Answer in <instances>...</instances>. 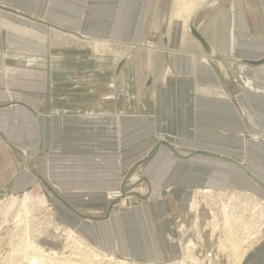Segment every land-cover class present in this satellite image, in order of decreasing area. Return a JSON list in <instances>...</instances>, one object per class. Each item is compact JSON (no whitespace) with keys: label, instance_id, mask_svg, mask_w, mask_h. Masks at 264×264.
Segmentation results:
<instances>
[{"label":"crops","instance_id":"crops-1","mask_svg":"<svg viewBox=\"0 0 264 264\" xmlns=\"http://www.w3.org/2000/svg\"><path fill=\"white\" fill-rule=\"evenodd\" d=\"M202 6L194 26L210 55L189 29L181 41L180 22L168 27L169 0H0V194L46 192L82 236L99 248L104 236V252L157 263L179 256L173 218L185 214L193 188H245L264 198V140L253 138L264 134V114L253 104V97L264 103V88L249 79L264 82L255 69L264 56H236L244 43L264 46L251 35H264V0ZM149 38L153 50L144 45ZM100 41L108 49L96 50ZM230 57L239 59V77ZM242 82L253 92L238 90ZM126 122L149 130L128 143L144 145L131 154L119 132ZM110 129L121 151L111 164ZM171 145L189 150L172 154ZM112 164L117 176L140 165L150 200L94 215ZM239 264H264V245Z\"/></svg>","mask_w":264,"mask_h":264},{"label":"rangeland","instance_id":"rangeland-1","mask_svg":"<svg viewBox=\"0 0 264 264\" xmlns=\"http://www.w3.org/2000/svg\"><path fill=\"white\" fill-rule=\"evenodd\" d=\"M169 6L171 9L172 0H169ZM251 35L253 36V38L264 40V35L261 33H252ZM75 38L78 41L86 40L84 37L79 36V35L75 36ZM149 42H152V44H150ZM241 43L243 44V42H241ZM144 45L148 49L153 50L157 44L155 43V41L152 38H149L144 42ZM244 45L248 46L250 44L244 43ZM247 46L238 48L236 56L248 57V58H252V59H260L264 56V46L261 47V46L257 45L255 47H250V48ZM130 50H132V49H130ZM128 52H130V51H128ZM230 59H232L235 62L233 64V69L236 72V75H238V77H239L240 76V73H239L240 69L238 67L239 66L238 65L239 59L237 58L238 60H235L233 57H230ZM255 69H256L258 74L264 75V64L261 66L255 67ZM249 79H250L251 83L258 85L261 88H264V82L259 81V79H256V77L249 78ZM237 89L242 90V91L253 92V90H252L253 88L250 87L248 84H246V82H242V83H240V85L238 84ZM261 90H263L261 92L264 94V89H261ZM261 100L262 99H257V97H253V104L256 107V109L260 110L264 114V107H263L264 103ZM111 101H113V100H111ZM112 107H113V104H111L110 101H106V104H104L105 109H110ZM125 125L126 126L121 128L119 130V132L121 131V134L124 136L126 151L129 152V150H130L131 152H129V154H131L133 152L132 148H134L136 146L138 149L141 150L144 147V145L140 146L139 143L137 145H131V144L128 145V143H131L133 139L140 140V139L148 138L149 130L147 128H141V129L128 128L127 122L125 123ZM115 132H116V129L104 130V158L107 159L108 161H110L111 158H113L112 155H116L117 153L121 152L120 148L116 144V141L113 140L114 139L113 136L116 135ZM245 136H248L249 138H251L250 135H248V134H245ZM164 137H167V136H164ZM153 139H155V141H160L162 139V137H161V135L156 134L153 137ZM260 140H264V134H262V136H260ZM171 147H173L175 150V151L170 150V153H172V154H174L175 152L178 153L181 151H188L189 150V148L185 147V146L171 145ZM238 158L242 160L241 156H238ZM111 162L112 161H110L109 163L111 164ZM113 165L114 164L109 165V167L107 168V171H106L107 172L106 178H107V183H108L107 187L109 189H106V188L104 189V193H103L104 206L102 208H100L97 212L93 213L94 215L103 216L105 208L107 205H110V211L112 213H115V212H119V211L131 210L134 207H136L137 205H139L141 202L146 201V200L147 201L150 200L151 196H150V191H149V184L146 180H144V178H142V176H139V174L141 172L140 171L141 170L140 165L138 167H136L134 170H129V171L125 170L122 174H120L118 176L115 173V167H113ZM224 168H226V167H224ZM224 168L222 166L220 179L227 181L229 179L228 170H226ZM116 179H117V182H116ZM201 189L203 190L206 188H202V187L193 188L191 190V192L188 193V202H187V206H186L187 208H186L185 214L182 216L173 218L174 219L173 220V222H174L173 226L175 229V236L174 237L176 239V242L178 240V243L180 244L181 247L183 245L187 244L188 241H191L195 245L194 246L195 248L193 249L194 250L193 251L194 256L203 264H209V261H211V263H213V264H232L233 263V261L230 260V258L227 255L228 252H225V254H224L223 250H221V251L218 250L219 249L218 248V244H219L218 238L222 236V230L221 229L224 226L223 220L225 219L224 218L225 216H224L223 210H222L223 205H222V203H220L221 196H222L221 202H224L226 199L225 203L226 202H227V204L229 203L228 204V206H229L228 214L230 215V213H232V215L228 216L229 222H231V223L233 222L234 224H240V225H238L239 229H241L244 225H246L245 223L248 222V224L250 226L252 225L256 229V231H258L257 235L256 236L254 235L255 237H253L251 239L252 242H251V245L246 250V255L248 253H250L252 250L256 249L257 247L264 245V217H260V213H259V210L257 208V206H260V207L264 206V198L260 197L255 192H253L249 189H245V188H229L228 187L227 188L228 190H226V188H222V189L212 188L213 191H212V193L209 192V195H208V193H204L202 191H201L202 193H198V194L195 193L197 190H201ZM218 191L221 192L222 195ZM228 191H229V193H228ZM234 192H235V194H234ZM213 193H215L214 196H212ZM210 194H212V195H210ZM22 195L23 194H20L18 196L20 197ZM30 195L34 196V197L43 195L47 199V207L46 206L45 207L35 206L36 208L32 207V209H31V212H32L31 213V215H32L31 216V219H32L31 227H33V229H38L37 232H40L39 233L40 236L36 232L35 234H38V235L32 236L31 238H33V239L36 238L35 239L36 242H38L44 249H46L47 251H54L55 250L59 253L58 255H60L61 251L63 252V253L62 252L61 253L64 255L69 254L71 250H68L67 249L68 247L67 248L65 247L66 246L65 245L66 244V237H67L66 236V231H67L66 229H69V228L71 230H73L75 232V234L78 235L79 237H82L84 239L89 238L90 240L87 239L88 243H90L93 246L98 247L95 238H93L91 236H82L80 234L81 232L79 230H77L76 228H74V226H72V224L67 219L66 220L61 219L58 216L57 209L54 207L53 200L51 197H49L50 195L48 193H46V192H43L40 194L39 193H30ZM230 195H236V197H232L229 200L228 196H230ZM210 196H212V197H210ZM194 198L199 203V207H201V208H199L200 214L198 213V215H199L198 216V223L199 224L197 222L195 223V217H196L195 212L190 211V209H189V206H190V204ZM205 198H206V200H204ZM256 198L258 199L259 202L256 201L257 200ZM9 199H11L10 194H3V193L0 194V260L7 257L8 253H9L10 243H11L9 240H11L12 242H16V240L19 239V236H17L13 232L14 227H15V225H14L15 224L14 223L15 215H16V212H17L16 210L18 209V206L16 208L14 207L12 210H10V212H8L7 215H5V210L7 209L6 207H8V205H5V203L8 204ZM211 200H215V202H216V203L214 202L215 206H213L214 203L213 202L211 203ZM204 201L205 202L207 201V204L208 203L209 204L206 206ZM255 201L257 202V206L254 205V203L256 204ZM209 205H210V208H209ZM211 205H212V207H211ZM214 207L215 208L218 207V209L215 210ZM210 209H212V210L214 209L216 216H217V219H215V220L218 222V223L216 222L218 228H217V226L214 227L215 232L213 234H211L212 233L211 231H213V227L211 225L209 227V225H208L209 224L208 221H210L212 219V214H211ZM262 209H264V207ZM90 214H92V213H90ZM233 215H235V217ZM49 220L51 222H49ZM219 221L221 224L219 223ZM47 226H48V228H47ZM220 227H221V229H219ZM216 229L219 231H217ZM198 232H199V234H198ZM219 232H220V234H219ZM13 237H14V240L16 239L15 241L13 240ZM97 242L103 246V248H100V249L104 252V236H101ZM180 254H181V251L179 250V255ZM209 256H211V257H209ZM117 257L122 258L121 256H117ZM135 263H138V262H135Z\"/></svg>","mask_w":264,"mask_h":264},{"label":"bare ground","instance_id":"bare-ground-1","mask_svg":"<svg viewBox=\"0 0 264 264\" xmlns=\"http://www.w3.org/2000/svg\"><path fill=\"white\" fill-rule=\"evenodd\" d=\"M205 2H207V0H173L171 10L169 13V17H168V27L169 26L172 27L177 22H180L182 24L181 27H182L183 31H182V35H181V41H184L185 38L187 37L188 24H190L189 22L191 20V17L193 16L194 12L199 7H201ZM149 43L152 44V42H149ZM94 47L96 50H105V49H108V44H107V42H103V41L95 42ZM126 51H124V52L119 51L118 53L120 54V56H124L126 53H128V50H126ZM261 135L262 134H260L259 136H254L253 138L260 140ZM226 190H228V189H226ZM201 191L204 193H208V195H209V192L212 193L213 189H210V188H206L203 190L201 189V190H197L195 193H197V194L202 193ZM215 193H213V195L212 194H210V195L214 196ZM219 193L221 194V192H219ZM228 193H229V191H228ZM234 194H235V192H234ZM212 196H210V197H212ZM232 197H236V195L228 196L229 200ZM204 200H206V198ZM221 200H222V196L220 199V203H222V205H223L222 210H223V214L225 216L224 217L225 219L223 220V224H224L223 228L222 229H221V227L219 228L222 230V236L218 238L219 239L218 240V242H219V244H218L219 249L218 250H220V251L223 250L224 254H225V252H228V254H227L228 257L230 258V260L233 261L232 264H239L241 259L244 256V254L246 253L247 248L251 245V242H252L251 239L257 235L258 231H256V229L252 225L250 226L248 224V222L245 223L246 225H244L241 229H239V227H238V225H240V224H234L233 222L232 223L229 222L228 216L232 215V213H230V215L228 214V212H229L228 204L229 203L228 204H227V202L225 203L226 199H225V201L223 200L224 202H221ZM256 201H258V199ZM212 202L214 203L215 200H211V203ZM215 203H214V205L213 204L212 205L215 206ZM205 204L207 206L209 203L207 204V201H206ZM5 205H8V207H6L7 209L5 210V215H7L8 212H10V210H12L14 207L16 208L18 206V209L16 210L17 211L16 215L14 214L15 215V221H14L15 227H14L13 232L17 236H19V239L18 240L15 239L16 242H12L11 240H9L11 242L9 253H8L7 257L0 260V264H203L194 256V254H193L194 250L193 249L195 248L194 247L195 245L191 241H188V243L183 245L182 247L178 243L181 254L178 256V258H176L172 261H169L166 263H157V262H149V261L139 262V261H134V260L125 258V257L119 258V257H117V255H115L112 252L111 253L103 252L100 248L93 246L90 243H88L87 239H84V238L76 235L75 232L73 230H71L70 228L69 229L65 228L67 230L66 231L67 237H66V244H65L66 246L65 247L66 248L68 247L67 249L71 250V251L67 255L62 254L63 252L61 251L62 253L60 252V255H61L60 256V255H58L59 253L57 251H55V250L54 251H47L38 242H36V240H35L36 238L35 239L31 238L32 236H37L40 233V232H37L38 229H33V227H31V224H32L31 209H32V207H35V206H39V207H45L46 206L47 207V199L43 195L34 197V196H31L27 192L23 193V195L20 197L18 195H11V199H9L8 204L5 203ZM212 205H211V207H212ZM254 205L257 206V202H256V204L254 203ZM263 207L257 206L259 213H260V217H264V209H262ZM199 208H201V207H199V203L194 198L192 200L190 206H189V209H190V211H193L196 214L195 223L196 222L198 223ZM209 208H210V205H209ZM214 209L216 210V209H218V207H216V208L214 207ZM214 209L213 210L210 209L211 214H212V219L210 221H208L209 227H210V225L213 227V231H211L212 232L211 234H213L215 232L214 227L217 226V224H216L217 221L215 220V219H217V216H216ZM233 216L235 217V215H233ZM49 222H51V221L49 220ZM219 223H220V221H219ZM47 228H48V226H47ZM217 228H218V226H217ZM217 231H219V230H217ZM36 232L38 234H35ZM198 234H199V232H198ZM219 234H220V232H219ZM39 236H40V234H39ZM13 240H14V237H13ZM177 242H178V240H177ZM209 257H211V256H209ZM135 262H138V263H135ZM209 264H213V263H211V261H209Z\"/></svg>","mask_w":264,"mask_h":264},{"label":"water","instance_id":"water-1","mask_svg":"<svg viewBox=\"0 0 264 264\" xmlns=\"http://www.w3.org/2000/svg\"><path fill=\"white\" fill-rule=\"evenodd\" d=\"M202 7H203V6H202ZM195 15H196V13H194L193 16L191 17L190 24H189V27H188L189 32L191 33V35H192L194 38H196V39L200 42V44H201L203 50L205 51V53L208 54V55H210L211 52H212L210 45H209L208 42H207V41L201 36V34L198 32V29L194 26V17H195ZM165 25H166V19L163 18V20H162V28H161V29H162V33H163V35H164V33H165ZM121 65H122V63L120 62V64L118 65V68H120Z\"/></svg>","mask_w":264,"mask_h":264}]
</instances>
